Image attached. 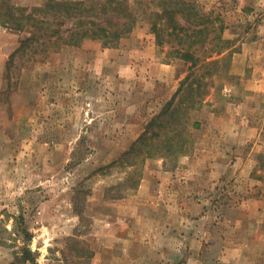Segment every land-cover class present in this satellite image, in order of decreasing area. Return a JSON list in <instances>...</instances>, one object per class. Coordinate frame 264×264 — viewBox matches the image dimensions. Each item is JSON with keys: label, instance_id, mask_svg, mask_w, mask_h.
Here are the masks:
<instances>
[{"label": "rangeland", "instance_id": "rangeland-1", "mask_svg": "<svg viewBox=\"0 0 264 264\" xmlns=\"http://www.w3.org/2000/svg\"><path fill=\"white\" fill-rule=\"evenodd\" d=\"M8 1L64 39L0 19V264L24 247L34 264H113L107 222L161 165L173 203L201 201L216 221L264 187V0ZM52 1H84L86 20L131 28L111 46L65 44L72 23L47 11ZM175 8L184 30L170 22L158 44L153 24Z\"/></svg>", "mask_w": 264, "mask_h": 264}, {"label": "crops", "instance_id": "crops-1", "mask_svg": "<svg viewBox=\"0 0 264 264\" xmlns=\"http://www.w3.org/2000/svg\"><path fill=\"white\" fill-rule=\"evenodd\" d=\"M160 169L145 175L133 198H125L116 224L107 222L106 243H114L115 250L108 248L106 262L191 264L206 257L215 264H264V232H258L264 229L263 185L256 196L234 201L216 221L215 210L201 201L175 205L172 174Z\"/></svg>", "mask_w": 264, "mask_h": 264}, {"label": "trees", "instance_id": "trees-1", "mask_svg": "<svg viewBox=\"0 0 264 264\" xmlns=\"http://www.w3.org/2000/svg\"><path fill=\"white\" fill-rule=\"evenodd\" d=\"M184 1L185 0H179V3L177 2V5L179 4L180 6H183ZM105 2L106 4H108L107 7H109V9H112V10L118 9L119 5L125 6L124 3L122 4L118 0H105ZM3 8L7 9L8 16L6 14L3 15L1 11ZM24 9H25L24 7L17 8L13 6L8 0H0V12L2 13V15L0 16V19H2L1 22L7 27L15 28V29L16 28L23 29L26 25L31 24L33 29H37L39 33L41 31L43 32L41 36L47 35L48 33L47 30H51V33H53V35L56 33L57 34L56 36L58 38L60 36V39L61 38L64 39V36L58 33L59 30L53 28L52 24L54 23H50V21L46 20V18H43V19L37 18L36 15L34 14L25 15ZM90 9L95 11L94 7L87 8L84 1L83 2L81 1H67V2L52 1V3H49L47 11L54 10L55 18L63 15L65 18L64 22L72 23L70 28L67 30L69 34L66 37V40L64 42L65 44L78 45L87 38H98V39H106L104 42V45H110L111 41L118 40L120 37L123 36L124 33L128 32L131 28L130 26L131 24L128 25L129 20H127V22H124L122 18L118 19V21L115 22L116 27H113L111 25L113 21L107 20V22L111 25V28H107L106 26H103L101 23H98L92 19L86 20L84 16H86V13ZM44 10L41 9V11H44ZM178 10L180 9H176V8L172 10L164 9L163 10V12L165 13L164 15L158 14L160 19H165L169 16V20L161 21L164 23V26L158 27L157 21L154 22L153 24V29L158 39V44H160L163 41V32L165 31L166 26L170 22L174 23L175 31L179 29L184 30V28L179 24V21H177L174 17L175 13L178 14ZM16 11L20 12V14L15 13ZM88 13L90 14V12ZM89 14L87 16H89ZM193 17H197V16L194 14ZM129 18L132 19V17H129ZM56 20L58 22L61 21L60 18ZM198 22H199L198 20H193V23L199 24ZM89 24H91L93 27L89 28L90 27ZM205 31L206 29H198V30L194 29L193 32L196 34H192L191 36H188V37L195 38L198 35H204ZM173 33L174 32H171L169 34H173ZM38 37L39 36L38 34H36V32H31V36L24 39V41L30 40V39L34 40V39H37ZM176 37L180 38L179 33H176ZM24 41H22L21 45H23ZM180 41H182V38H180ZM178 53L181 54L182 57H185L189 60L190 58L194 59L195 57L194 54L191 52H178ZM132 152H133V149H131L130 151H127L125 155H130V153ZM22 253L23 254L16 255V258L12 264H27V263L34 264L35 263L36 252H33L31 249L24 247L22 250Z\"/></svg>", "mask_w": 264, "mask_h": 264}]
</instances>
